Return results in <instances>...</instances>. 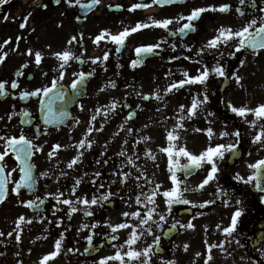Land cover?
<instances>
[{
    "label": "flooded vegetation",
    "instance_id": "flooded-vegetation-1",
    "mask_svg": "<svg viewBox=\"0 0 264 264\" xmlns=\"http://www.w3.org/2000/svg\"><path fill=\"white\" fill-rule=\"evenodd\" d=\"M88 2L90 0H81V3ZM135 3H151V0H101L99 5L88 11L86 18L83 16V10L78 6L69 7L63 2L56 5L53 0H7V2L0 0V45H3L5 40L10 39L11 41L2 49L8 55L5 61L0 64V81H8L9 91L14 92L16 97L14 98L13 95L6 98L0 97V117H2L0 119V135L19 136L23 131L26 136L33 139L35 144L43 148L42 152L36 153L32 157V163L35 165L33 173L37 181L36 188L31 193L21 190L20 195L17 196L11 192L13 185L9 184V194L0 206L1 208L8 204V208L0 213V232L5 233L4 236H0V264H40L44 255L54 251L55 241L62 232L65 238L62 242L61 252L47 264H97L101 257L113 255L116 249L112 247V244H123L128 234L123 237L119 236L117 241H110L108 239L110 229L105 224L111 221L116 212L136 211L138 207L135 204L136 195L141 191L146 192L149 187H152V185H147L144 180L140 181L145 185L143 189L136 187L134 179L138 174L136 169L144 172L145 176L155 183L158 181L157 183L163 186L162 190L172 186L171 182L167 181L170 175L168 158L165 153L160 151V148L167 146L166 130H171L176 124L180 105L186 106V114V109L191 105L193 97L203 98L205 87L209 102L204 105V110L197 116L183 121L186 130L179 131V143L193 154H199L208 146L209 141L204 132H195L194 129L211 127L217 134L225 130L232 133L239 129L241 143L238 155L233 158L231 154H226L225 159L219 163L222 171L218 173V179L210 182L203 190L186 192L185 197L193 203L175 205L171 215L165 211L166 206L163 199L157 197L159 211L167 215L164 231L173 222L179 221L177 228L174 229L176 234L170 238H163L164 234L154 229L162 236V255L164 257L170 252V244L180 232L192 231V229L183 228L180 225H186L191 221L196 228L197 220L200 217L204 222L208 221L207 224L205 223L204 229H207L205 231L218 235L211 240H221L224 243L226 240L229 249L235 247V253H246L250 261L259 259L261 264L264 263V200H262L264 192L258 191L253 184L245 185L234 179L237 173L245 179L251 175V170L247 165L264 159V148L252 143L256 129L250 128L248 123L236 117L228 108L231 98L239 100L240 106L247 105L251 108L264 103V50H261L258 55H253L251 51H242L231 56L229 53L234 51L236 44V41L233 40L227 47L221 46L219 50L206 49L202 55H197L202 46L217 34V30L221 26L237 30L252 18L258 19L264 15L259 11L260 8H264V0H256L254 7L250 4L242 6L239 4V0H183V2L163 7L153 5L147 9L129 11L130 6ZM224 3L231 5L229 12H204L199 20L194 21L195 31L186 32L183 36L169 35L170 31H177L186 22L177 21L181 15H189L194 8L218 7ZM45 4H47V9L43 8ZM109 5L112 7L110 8ZM117 5L122 7L118 9L115 7ZM238 7L243 9L245 13L243 16L237 13ZM29 13L31 16L27 20L26 27L22 29L20 25ZM77 16H81L79 22L76 19ZM4 17H7V20ZM150 17L155 20L173 19L174 23L169 25L168 30L151 27L133 33L127 38L125 46L119 53L116 52L117 46L108 42L107 38L102 40L99 45L93 43L95 36L101 30L107 29L111 34H117L124 28L134 27L138 22L150 23ZM81 32L83 40L69 46L67 41L73 35H76L79 40ZM17 37H21V39L17 41ZM161 41L166 42L162 43L154 54L147 56L142 65L135 69L130 66L131 61L136 58L134 50L137 46L156 44ZM173 44L175 49L172 48ZM66 48H70L76 55L83 52L85 63L70 61L64 70V79L60 81V85L71 93L70 85L76 78L73 73L84 71L92 72L93 75L80 86V89L84 90V95L73 108L67 110L69 117L64 124L58 128L52 125L44 126L42 124L43 113L40 110L38 98L21 101L18 99L19 93L50 86L52 80L59 75L57 70L59 61L52 53L63 51ZM189 48L191 51H188ZM28 49L39 50L44 54V59L39 67L34 63V56L25 55ZM105 51L110 53L108 61L93 65L89 58L102 57ZM221 52L223 56H220ZM185 56L191 59L186 60L183 58ZM175 57L180 58L174 59ZM241 60L244 61L242 66ZM217 61L225 66L229 79L212 75L206 86L186 85L167 95L164 94V90L170 83L184 79L181 74L183 71H188L190 75L194 76L203 65L206 64L211 68ZM25 63L28 64V67L23 69L24 75L18 78L20 87L11 90L10 82L17 79L15 73ZM43 73H47V76ZM233 73L241 77L240 84H237L232 77ZM109 81H114L116 87L108 86ZM101 89L104 90L101 91ZM156 90H159V94L163 97L161 101L154 98L145 101L141 95L137 94L151 96ZM114 100L118 101L117 110L105 119L103 109ZM81 105L83 110H81ZM97 108H102V113L97 115L94 125L96 128L102 127L103 130L92 132L89 137L94 141L92 148L81 149L84 153L82 162L74 166L73 169H68V162L77 155V149L73 145L86 134L90 118L96 115ZM157 109L160 110L157 111ZM22 110L31 113V124L21 123L22 117L19 113ZM130 111L135 113V116L125 124V119ZM13 112L16 115H13V118L9 120L8 116ZM209 113L214 115H208ZM252 119L251 115L247 117L249 121ZM77 120H79L78 124ZM121 125H124V130H121ZM129 127L133 129L131 133L127 131ZM37 128L41 130L38 139L34 135ZM44 131L47 132L46 135L43 134ZM142 137H150V139L137 144L136 141ZM125 140L128 141L126 145L124 144ZM234 141L235 137L221 139L217 135L213 137L211 143L215 145ZM2 143L0 142V145ZM56 144L63 147L49 160L47 154ZM134 144L135 147H133ZM105 145H107L106 149ZM122 147L127 156H132L136 169L125 166L126 158L118 155ZM147 150L156 156L155 161L145 155ZM2 151L3 147L0 146V152ZM137 156L139 159L136 158ZM98 160L99 164H97ZM185 162L186 160H181V163ZM5 164L7 170L17 169L13 173L12 179L19 180L17 161L11 153L5 157ZM209 168L210 165H205L204 168L195 170L187 178L183 172H179L177 175L191 189H196L206 177ZM121 170L133 174L125 184L120 183V175L113 174ZM45 171L49 173L48 177L40 175ZM61 171L66 172L67 176H60ZM75 171L77 175H75ZM97 171L101 173L97 183L105 185V188L100 189V192L110 190L115 195L102 205L94 206V215L91 217L84 216L82 211L68 217L67 206L56 205V201L52 198L46 199L42 206L43 210L39 214L21 203V201L35 199L37 196L43 199L47 194L57 193V191L64 193L63 198L75 199V196H71V189L76 178H83L81 185L77 188L76 196H87L90 199L93 194H99L96 187L90 182L94 179V173ZM218 187L229 195L217 198ZM200 197L203 199L210 197V201H215V203L203 208L198 207L197 202ZM225 199H229L230 203H236V199H239L241 203L237 206L243 210L237 231L233 233L232 237L219 234L221 231L217 229V225L210 222L215 215L222 214V217L230 218L234 213L235 210L225 213ZM193 204L197 206L194 207ZM53 205L61 209L55 216L52 215ZM21 215L32 220V223L22 224L21 241L17 243L14 229L15 222ZM205 217L208 219H204ZM58 218L63 221L60 226L56 224ZM131 221L136 223L135 220ZM93 222H99V226L94 229L96 233L93 238L94 249L91 254H85L84 249L88 247V244L84 237L88 232L87 230L78 232V229L82 224ZM9 232H13L11 237L7 235ZM152 239V236L146 234L136 247L142 248ZM237 239L240 244L236 243ZM68 249H78V251L69 252ZM153 260L154 264H160L159 255ZM109 264H117V262H109Z\"/></svg>",
    "mask_w": 264,
    "mask_h": 264
},
{
    "label": "snow or ice",
    "instance_id": "snow-or-ice-1",
    "mask_svg": "<svg viewBox=\"0 0 264 264\" xmlns=\"http://www.w3.org/2000/svg\"><path fill=\"white\" fill-rule=\"evenodd\" d=\"M2 2H7V0H2ZM54 4L60 5L62 2L67 4L69 7H79L83 10V16L86 18L88 11L92 10L94 6L99 5L101 0H90L88 3H81V0H53ZM176 2H183V0H151V3H135L130 6L129 11H135L137 9H147L152 7L153 5L165 6L170 5ZM240 5L250 4L251 6L256 5V0H239ZM111 8L112 6L109 5ZM116 8H121L122 6L117 5ZM44 9H47V4L43 5ZM231 9V5L228 3H224L219 5L218 7L212 6L209 8H194L189 15L177 18V21L183 20L186 21L182 24V26L175 32L170 31L169 35L183 36L186 32L195 31L194 21L200 19L201 14L207 11H218L221 13H227ZM237 13L243 16L245 13L241 7L236 9ZM260 13L264 14V8L259 9ZM31 16L29 13L24 17V21L21 23L20 27L23 29L26 27L27 20ZM7 20V17H4ZM77 21L81 20V16L76 17ZM150 23H140L138 22L134 27L124 28L117 34H111L107 29L101 30V32L95 36L93 43L99 45L102 40L107 38L108 42L116 45V52L119 53L121 49L125 46L127 38L143 29L157 27L165 30L169 29V25L173 24V19H163V20H155L151 17L149 18ZM34 31V29H33ZM21 37H17V41H19ZM83 40V33L79 34V40L76 35H73L68 41L67 44L69 46L74 43H78ZM233 40L236 41L234 45V51L229 53L231 56H235L236 53H240L242 51H251L253 55H258L261 50H264V15H261L258 19L252 18L247 21L241 28L234 30L231 27L221 26L217 30V34L207 41V43L202 46V48L198 51L197 55H202L204 51L207 50H219L221 46L227 47ZM9 40H5L3 45H0V64H2L8 53L3 52L2 49L4 45L10 43ZM166 41H161L156 44L149 45H141L135 48V59L131 61V67L135 69L137 66L143 64L144 59L154 54L160 47L162 43ZM172 48L175 49V45H172ZM15 50V49H14ZM188 51H191L189 48ZM25 55L33 57L34 63L37 67H39L44 59V54L37 50L33 51L32 49H28ZM57 61H59L58 72L59 75L57 78L53 79L50 86H44L42 88H36L32 91H21L19 93L18 99L21 101H27L30 98H38L40 110L43 113L42 124L44 126H55L59 127L64 124L65 120L69 117V113L66 109V105L70 102V96H79L80 95V86L84 84V82L93 75L92 72H84L80 71L78 73H73L76 77L72 80L70 85L71 93L64 89L60 85V81L64 79V70L69 65L70 61H77L80 64L85 63L83 58V52L80 55H76L70 48H66L63 51L52 53ZM110 53L105 51L102 57H94L89 58L93 65L97 63H103L108 61ZM220 56H223V53H220ZM180 57H175L174 59H179ZM184 59H191L190 57H183ZM241 66L244 64V61H240ZM28 64L25 63L21 66V69L17 70L15 76L17 79H13L10 82V89L16 90L20 87L19 77L24 75L23 69L27 68ZM182 76L184 79L179 81H173L169 84V86L164 90V94L167 95L174 90H179L180 88H184L186 85H202L206 86L210 76L215 75L218 78L229 79V74L226 72L225 66H223L219 61L209 68L206 64L202 66L201 69L197 70V75H190L188 71H183ZM43 75L47 76V73H43ZM232 77L235 79L237 84H240L241 77L232 74ZM110 87H116L114 81H109ZM104 89H101L103 91ZM142 99L147 101L150 98H154L157 101H161L163 97L159 94V90H156L154 93L150 95L140 94ZM9 95H13L14 92L9 91V82L8 81H0V97H8ZM209 102V96L207 95V88L205 87L203 98L201 99L199 96H195L192 99L191 105L187 107L185 114V105H180L178 117L176 120V124L171 130H166V140L167 146L161 147L160 151L165 153L168 158V172H169V180L171 182V187L169 189H163V186L159 183H155L151 179H148L144 172L136 169V165L132 156H127L126 151L122 147V150L118 153V155L126 158L127 164L125 166H131L137 170V175H135L134 179L136 181V187L143 189L145 186L141 184L140 181L144 180L147 185H152L149 187L148 191H141L135 197V204L138 206L136 211L133 212H123L122 215L125 220L118 224L106 223L105 226L110 229V233L108 234V239L110 241H117L119 239L118 233L121 230L130 229L127 239H125L123 244L113 243L112 247L115 250L113 255L101 257L97 264H109V262H117V264H154V257L159 255L160 264H175L173 260H167L162 255L161 249V234H158L154 231V228L159 230L164 235H167V232H171L172 230L177 228V224L179 221L173 222L170 227L167 229V232L164 231V225L167 223V215L165 213L159 211V204L157 201V197L163 199V202L166 206L165 211L168 215H171L172 209L175 205H189L193 202L188 200L185 197V193L192 190H203L205 186L209 185L210 182L216 181L218 179V173L222 171L219 167V163L223 161L226 157V154H231L233 158L237 157L238 149L241 143V132L239 129L236 131L229 133L228 131H221L218 134L213 130V128L208 127L207 129H194L195 132H204L207 137L209 144L208 146L201 151L199 154H193L190 152L185 146L179 143L180 135L179 131L186 130L185 124L183 121L192 119L197 116L200 112L204 110V105ZM118 101H113L110 105L106 106L103 109V116L105 119L117 110ZM15 107V106H14ZM229 110L235 114L236 117L241 118L246 123H248L249 127L252 129H256V135L252 138L253 144H258L261 148H264V103L259 104L255 108L248 107L247 105L243 106H235L228 102ZM81 110H83V106L81 105ZM160 109H157L159 111ZM102 113V108L96 109V115L91 116L89 121V126L86 130V134L82 139H80L74 147L77 149V155L73 157L70 162L67 164L68 169H73L78 163L82 162V157L84 155L81 149H91L94 141L89 139L93 131H102L101 128H96L94 122L97 119V115ZM13 115H16L15 112L9 114L8 119L11 120ZM19 115L22 117L21 123L28 125L32 123L31 113L27 110H22ZM208 115H214L213 113H209ZM251 115L253 119L251 121L247 120V117ZM135 113L129 112L128 116L125 119V124L133 117ZM2 119V117H0ZM79 123V120L76 121ZM121 130H124V125H121ZM129 133L133 131L131 127L127 129ZM44 135L47 134L46 131L43 132ZM118 134V133H117ZM35 138L38 139L41 135V130L37 128L35 132ZM219 135L221 139L224 137H235L234 142L229 143H218L213 145L211 143L214 136ZM150 137H142L136 141V143L146 142ZM0 142H3L2 146L3 151L0 152V204L4 203L8 194H9V184H12L11 192L20 195L21 189H26L30 193L36 187V178L33 173V169L35 165L32 163V157L34 154L42 152V146H39L34 143L33 139L29 138L21 131L19 136H8V135H0ZM128 143L127 140L124 141L126 145ZM63 146L60 144H56L53 146L52 150L47 154L49 160L55 155V153L60 150ZM105 149L107 145L104 146ZM135 147V144L133 145ZM12 154L14 159L17 161L20 178L19 180H13V173L17 171L16 168L11 170H7V166L5 164V157ZM103 155V153H102ZM145 155L151 160L155 161L156 156L151 153L150 150H147ZM139 159V157H136ZM186 160L185 163H181V160ZM100 161H97L99 164ZM107 163V161H105ZM205 165H210V168L207 171L206 177L203 181L197 186L196 189H191L185 182L181 181L178 177L177 173L183 172L185 178L191 175L195 170L204 168ZM247 167L251 170V175H249L246 179L237 173L234 179L238 182H241L245 185L253 184V186L258 190L264 192V159H259L254 163H249ZM114 175H120L121 184L127 183L128 179L133 175L131 172L119 171L117 173H113ZM42 177H48L49 173L47 171L40 174ZM101 173L99 171L94 173V179L90 182L93 186L96 187L97 194H93L89 199L87 196H76L77 188L81 185L83 178H76L74 184L71 189V196H75V199L71 198H63L64 193L57 191V193H49L45 196V198L35 197V199H29L27 201H21V203L30 209H33L38 214L42 212V206L45 204L46 199L52 198L56 201V205H64L67 206V216L72 217L73 214L82 211L83 215L86 217H91L94 215V206L102 205L104 202L108 201L113 195H115L110 190L107 192H100V189L105 188L103 183H97L98 178ZM60 176H67L66 172L61 171ZM87 176V173H85ZM115 183V181H113ZM229 194L225 192L222 188H217L216 196L227 197ZM264 200V197H262ZM215 201H205L202 204L198 205V207H205L209 204H213ZM230 200L225 199V206H229ZM241 201L236 199V204L239 205ZM56 205H53L52 215L55 216L59 209ZM81 206V207H78ZM196 207L197 205H194ZM243 210L242 208L237 207L234 213L231 216V222L229 226L221 229L220 225H217V229L222 231L226 237H232L233 233L237 231V225L239 222V218L242 216ZM43 219V218H41ZM130 220H135L136 223H131ZM16 227L14 229L16 235L15 240L17 243L21 241V231L22 224L27 223L31 224L32 220L26 219L23 215L19 216L16 220ZM51 223V221H49ZM63 223L62 219H57L56 224L60 226ZM99 226V222H93L91 224H82L78 229V232L87 230L88 234L84 237L87 241L88 247L84 249L85 254H91L94 249L93 238L96 235L94 229ZM180 227L194 229V224L189 221L186 225H180ZM207 230V229H205ZM145 234L148 236H152V242L150 244H146L142 248H137L136 245L139 241H141ZM5 233L0 232V236H4ZM9 237L13 235V232L7 233ZM46 238V237H45ZM64 233L60 234V237L55 241L54 251L44 255L40 264H47L48 261L55 259L61 252L62 242L64 240ZM230 242V241H229ZM207 244V241L205 242ZM237 244H240V241L236 240ZM208 256L205 259V264H208L209 260L212 259L211 250L212 248L219 247L221 249L224 248V244L218 245H208ZM185 250H187L188 245L184 246ZM126 249V250H125ZM69 252H76L78 249H68ZM197 256L200 253L196 254Z\"/></svg>",
    "mask_w": 264,
    "mask_h": 264
},
{
    "label": "rangeland",
    "instance_id": "rangeland-1",
    "mask_svg": "<svg viewBox=\"0 0 264 264\" xmlns=\"http://www.w3.org/2000/svg\"><path fill=\"white\" fill-rule=\"evenodd\" d=\"M231 103L237 107L240 106L241 102L236 100L235 98H231ZM77 175L76 171L74 172ZM170 182V180H167ZM158 181H156L157 183ZM200 182V181H199ZM210 197H206V199L199 198L197 204L200 205L205 201H210ZM236 203H229V206L225 207V213L228 211L236 210L237 208ZM8 208V204H5L3 207L0 208V213ZM222 213L221 210H219ZM123 212H116L114 213V217L111 219V224H118L125 220L122 215ZM205 217L204 219H206ZM208 219V218H207ZM213 220V221H212ZM131 223H133L130 220ZM212 224L220 225L221 229L226 225L230 224L231 217L228 218L227 216L222 217V214L215 215V217L211 218L210 221ZM205 223L207 224L208 221L202 220L200 217L197 220L196 228L192 229V231L180 232L179 235L174 237L173 241L170 244L171 250L169 253L165 254L164 258L167 260H173L175 264H205V259L208 256V245H218L223 243L224 248L221 249L219 247L212 248L211 256L212 259L209 260L208 264H261V260H249V257L246 253H235V247L229 249L228 243L225 240V243L221 240H211L214 236H218L216 234H212L209 231H205ZM155 229V228H154ZM130 229L121 230L118 233V236L123 237L126 234H129ZM223 234L222 231L219 234ZM146 236V234H145ZM207 241V244L205 243ZM152 241L149 242V244ZM188 245L187 250H185L184 246ZM242 248V246H240ZM243 249V248H242ZM241 251V249H239ZM200 253L199 256L196 254ZM263 262V260H262ZM264 264V263H262Z\"/></svg>",
    "mask_w": 264,
    "mask_h": 264
}]
</instances>
